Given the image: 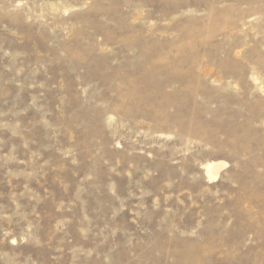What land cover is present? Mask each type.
Wrapping results in <instances>:
<instances>
[{"label":"rangeland","instance_id":"1","mask_svg":"<svg viewBox=\"0 0 264 264\" xmlns=\"http://www.w3.org/2000/svg\"><path fill=\"white\" fill-rule=\"evenodd\" d=\"M0 264H264V0H0Z\"/></svg>","mask_w":264,"mask_h":264},{"label":"bare ground","instance_id":"2","mask_svg":"<svg viewBox=\"0 0 264 264\" xmlns=\"http://www.w3.org/2000/svg\"><path fill=\"white\" fill-rule=\"evenodd\" d=\"M204 171L209 180H213L218 175V166L214 163H209L204 166Z\"/></svg>","mask_w":264,"mask_h":264}]
</instances>
